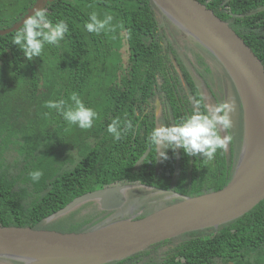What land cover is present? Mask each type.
Returning <instances> with one entry per match:
<instances>
[{"label":"trees","instance_id":"1","mask_svg":"<svg viewBox=\"0 0 264 264\" xmlns=\"http://www.w3.org/2000/svg\"><path fill=\"white\" fill-rule=\"evenodd\" d=\"M197 1L227 21L264 67V0ZM34 2L0 0V29L18 22ZM157 9L151 0L47 1L41 10L53 23L66 20L69 31L60 47L46 46L42 56L32 61L11 43L21 25L0 35V225L60 231L65 220L69 232L88 231L99 219L86 217L70 223L67 216L72 212L53 221L50 216L74 197L106 186L142 184L167 190L174 169L177 183L173 192L185 196L220 189L229 181L237 160L233 141L207 162L185 155L182 149L178 158L169 149V159L161 161L155 147L146 141L157 122L169 125L167 113L178 123L191 111L189 97L199 98L205 105L176 47L158 24ZM91 12L101 19L111 14V30L100 35L86 32L83 25ZM124 43L127 55L123 63L120 49ZM72 92L97 111L99 118L92 129L67 125L55 110L44 115L49 112L43 107L45 101L67 100ZM155 98L164 119L154 115L151 102ZM32 111L44 118V128L33 122L20 124L19 115ZM114 118L121 122L130 119L135 126L120 141L106 131ZM64 129L74 137L69 146L63 145L69 141ZM48 145L58 151L54 153ZM146 149L147 155L136 164ZM9 150L22 159L18 173L10 170L16 168L18 159L6 160ZM34 170L43 172L36 183L28 176ZM25 198L30 199L27 205ZM165 242L173 245L160 264H264V198L216 228L187 232L151 246ZM134 255L111 264H125ZM0 259L17 264L13 259Z\"/></svg>","mask_w":264,"mask_h":264},{"label":"water","instance_id":"2","mask_svg":"<svg viewBox=\"0 0 264 264\" xmlns=\"http://www.w3.org/2000/svg\"><path fill=\"white\" fill-rule=\"evenodd\" d=\"M51 0H35L24 16L0 35L17 29ZM182 31L193 37L233 79L244 111V135L229 181L220 189L181 196L138 218L109 221L88 231L62 232L30 226L0 225V257L17 264H105L124 259L181 234L216 228L253 208L264 198V67L229 24L197 0H151ZM200 91V82L182 52L178 53ZM157 109L159 103H156ZM149 149L138 158L140 163ZM123 188L106 186L74 197L50 219L97 201L102 210L119 208Z\"/></svg>","mask_w":264,"mask_h":264},{"label":"clouds","instance_id":"3","mask_svg":"<svg viewBox=\"0 0 264 264\" xmlns=\"http://www.w3.org/2000/svg\"><path fill=\"white\" fill-rule=\"evenodd\" d=\"M112 21L111 14L106 13L101 19L96 12H91L83 28L88 33L100 35L111 30ZM68 31L66 20L60 19L53 23L45 11L36 10L16 30L11 43L18 47L28 61H32L42 56L46 46L60 47ZM193 73L195 74L194 71ZM189 101L192 109L178 123L160 124L146 137L149 146L157 150L161 161L169 159L167 154L169 149L177 158L179 150L182 149L189 157L202 158L206 162L212 161L217 152L226 150L232 141L231 135H221V131L227 132L233 126L230 115L233 111L232 105L222 101L208 107L203 105L199 98L193 97H189ZM43 107L49 110L44 115H50L51 111L55 110L67 125L83 131L92 129L94 122L99 118L97 111L86 106L76 92H72L67 100H47L43 103ZM134 127L130 119L121 122L119 118H114L107 125L106 131L114 141H120L125 134L133 132ZM28 176L33 183H36L43 176V172L34 170L29 172Z\"/></svg>","mask_w":264,"mask_h":264},{"label":"rangeland","instance_id":"4","mask_svg":"<svg viewBox=\"0 0 264 264\" xmlns=\"http://www.w3.org/2000/svg\"><path fill=\"white\" fill-rule=\"evenodd\" d=\"M156 17L158 19V24L160 25V27L164 29V32L168 37L167 39L169 40L170 44L176 47V54L183 52L182 54L188 59L187 61L189 65L196 70L198 75L196 73L194 75L200 82L201 87L200 91H198L204 101V104L208 107H211L215 106L219 102L225 101L233 106V111L230 114L233 126L227 132L221 131V135L232 136V141L234 142V154L235 158L237 159L244 135V111L242 110L239 93L233 79L230 77L225 68L223 66H220V64L210 52H206V49H204L197 41L192 40L191 36L187 35L186 33L181 34V32L178 30L179 28L173 23V21L167 19L158 9L156 10ZM120 51L122 62L124 63L127 55L125 43L123 44V47L120 49ZM187 55L191 59H189ZM17 115H19L18 112ZM19 118L20 119L18 120H20V124L24 123L29 126L30 123L33 122L37 125L38 128L45 127V125L42 124L44 118L39 116V114H35L34 111H32V114L25 113L19 115ZM63 131L65 132V140H69L64 142L63 145L69 146L73 143L74 137L66 129H64ZM47 147L51 148L54 153L58 151L53 149L50 145H48ZM5 156L8 163H10L13 158L18 159V162L15 165L16 168H10V170L14 171V173L20 172L22 167L21 157L12 150L6 152ZM16 186L19 187L22 185L16 184ZM129 196L130 201L127 203V205L121 210L115 211L114 213H100L98 205L94 201H92L87 203L85 202V205L81 204L77 206L75 209L70 211L72 212L71 215H69L70 212L64 215H69L67 217L70 223L80 222L86 217H91L94 220L99 219L97 223L93 224V226L90 225V227H88L97 228L107 223L108 221H113L117 218H127V213L129 212L134 213L138 209H140V213L152 212L165 205L178 201L177 197H173L169 194L167 195L162 193H150L149 195H147L142 190H133L130 192ZM29 201V198H25L24 204L27 205ZM54 219H51V221H53ZM65 222L66 221L64 220V223L61 224L62 228L59 229L60 231L69 232L70 228L66 227ZM0 264L9 263L3 259H0Z\"/></svg>","mask_w":264,"mask_h":264},{"label":"flooded vegetation","instance_id":"5","mask_svg":"<svg viewBox=\"0 0 264 264\" xmlns=\"http://www.w3.org/2000/svg\"><path fill=\"white\" fill-rule=\"evenodd\" d=\"M227 1V0H226ZM228 23V22H227ZM178 29V28H177ZM181 34H185L184 31H181V29L179 28L178 29ZM187 34V33H186ZM188 35V34H187ZM190 36V35H189ZM192 40L195 41V39H193V37H191ZM183 53V52H182ZM188 56V55H187ZM185 57V56H184ZM186 58V57H185ZM189 59H191L189 56H188ZM187 59V58H186ZM188 60V59H187ZM174 61V60H173ZM174 65H176V62L174 61ZM185 66V65H184ZM187 69V68H186ZM192 70L194 71L195 69L192 67ZM196 71V70H195ZM197 73V72H196ZM184 79L180 78V84L183 88H187V85L185 84V82L183 81ZM186 91H188L186 89ZM156 103H159L157 98H155L152 102H151V107H153V111H154V115L156 117V119H158L159 117H162L161 115V112L162 111V108L160 107L159 105V108L157 109V106H156ZM167 111V110H166ZM168 116H165V117H168V122H169V125L173 124L174 123V120L173 118L171 117V112L167 113ZM164 119V116L162 117ZM160 124L162 125V123H159L157 122V126H160ZM176 183H177V169H174L173 170V173H172V176H171V181H170V188L167 189V190H155L153 188H151L150 186H147V185H142V184H119V185H113V186H119V187H124L123 188V195L125 197V200L123 202V204L119 207V208H116V209H111V210H102L100 209V211H102L103 214H106V213H114L115 211H118V210H121L122 208H124L127 203L130 201V192L133 191V190H142L144 191L147 195H149L150 193H162V194H169L173 197H177L178 200L181 198V196H184V195H181V194H178V193H175L173 192V188L176 186ZM99 207V204L97 201L93 200ZM91 202V201H90ZM176 202V201H175ZM139 210V211H138ZM136 210L134 213H127L128 217L127 218H138V217H141V216H144V215H147L148 213L150 212H147V213H143L141 212L140 213V209ZM120 217V216H119ZM118 219V218H117ZM115 219V220H117ZM122 219V218H121ZM112 221V220H111ZM109 222V221H108ZM173 245V242H165V243H161L160 245L156 246H150V247H147L145 249H148V252L146 253H140L139 255H134L133 257H131V259H127L124 261L125 264H160L166 257V254H167V251L169 249L170 246ZM112 262H109V263H105V264H111Z\"/></svg>","mask_w":264,"mask_h":264}]
</instances>
